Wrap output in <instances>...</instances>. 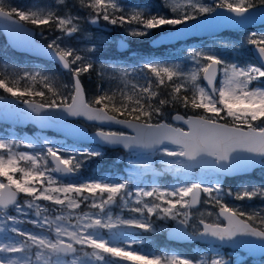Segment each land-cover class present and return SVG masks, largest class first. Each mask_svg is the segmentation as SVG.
<instances>
[{
	"label": "snow or ice",
	"instance_id": "1",
	"mask_svg": "<svg viewBox=\"0 0 264 264\" xmlns=\"http://www.w3.org/2000/svg\"><path fill=\"white\" fill-rule=\"evenodd\" d=\"M54 3L66 6L67 0H54ZM259 3L264 6V0ZM79 4L91 10L89 23L97 24L102 19L112 25H128L126 31L131 37L147 36L151 30L164 26L175 29L177 25L196 20L200 15L216 13L218 9L239 18H224L239 24L247 21L246 14L256 7L255 0H212L209 4L201 0H183V4L178 0H164L165 7L173 13L169 16L144 8L128 10L117 0H79ZM80 19L70 11L60 15L54 7L27 11L6 8L0 0V21L7 22L4 26L16 32L23 30L21 22L37 26L55 24L63 37L71 38L81 31ZM173 33L178 31L173 30L170 34ZM61 41L62 37L52 40L43 52L71 73V85L58 87L53 76L41 71H25L13 80L0 78V89L19 99L26 106L23 115L30 119L49 121L56 113L63 112L68 116H83L100 125L117 124L132 129L135 135L127 136L121 131H105L98 127L94 138L101 144L122 145L132 151L158 152L167 170L171 171L175 166L177 176L183 173L184 182L171 187L136 186L130 190V178L123 181H61L53 173L65 177L74 175L84 162L75 155L66 157L60 149L50 146L46 152L16 151L22 141L0 138V213L15 225L16 217L8 214L10 208L20 213L25 208L35 209L36 219L29 222L42 230L40 233L27 232L12 226L11 233L23 239L5 237L9 242H0V254H4L0 255V264H230L218 252L210 260L144 253L133 247L138 241H127V234L119 231L121 228L156 231L153 217L159 221H177L182 226L177 233L185 238L210 237L221 243L231 242L233 246H258L264 253V210L249 212L227 205L223 201L224 190L220 183L221 175L230 174L235 169L255 164L264 166V86L254 85L264 79V63L242 65L215 53L196 50L190 52L194 67L188 71L178 63L147 60L142 62L143 75L136 68L120 70L118 79L123 87L105 90L90 103L80 76L94 65L79 50L62 45ZM247 43L256 46L259 59L264 61V35L251 33ZM96 47L94 44L87 51L91 53ZM118 68L114 66V71ZM218 73L221 76L219 85L216 83ZM201 74L206 85L200 82ZM138 75L140 80H135ZM21 81L38 82L41 87L37 90L26 86L21 90ZM161 86L171 87L167 98L161 97ZM61 87L67 95L62 93ZM36 97L40 98L39 102ZM0 101H4L2 95ZM176 105L191 108L194 113L202 110V113L193 115L178 111L171 115V121L181 122L187 130L168 121L165 107ZM27 147L34 146L28 144ZM101 154L92 149L79 152L80 156L87 157ZM163 157L172 159L164 160ZM139 166L151 167L149 163ZM196 167L202 170L201 178L189 182L187 178L191 169ZM133 193L135 199H132ZM201 193L208 197L205 203L214 202L219 206L217 215L218 219L222 218L214 223L200 218L198 224L202 229L192 223L190 211L200 203ZM21 194L31 199H25L22 204ZM227 195L239 201L264 199V185L241 186L235 193L229 190ZM38 201H48L54 207H46ZM119 201L125 202L122 211L126 209L136 215L113 217L111 209ZM81 205L96 211H79ZM189 226L193 228L191 234L187 232ZM5 230L9 229L0 227V232ZM101 230H107L110 236L106 238ZM248 237L254 239H244ZM87 248L92 251H86Z\"/></svg>",
	"mask_w": 264,
	"mask_h": 264
},
{
	"label": "rangeland",
	"instance_id": "2",
	"mask_svg": "<svg viewBox=\"0 0 264 264\" xmlns=\"http://www.w3.org/2000/svg\"><path fill=\"white\" fill-rule=\"evenodd\" d=\"M75 1V2H74ZM144 3L137 5L132 0H117V2L128 10L132 8H144L146 10H150L153 13L161 12L172 16L170 8L165 7L164 0H142ZM181 4H183V0H178ZM202 3L209 4L212 1L209 0H201ZM3 3L6 8L16 7L21 10H38L40 8H55L58 14L63 15L66 12L70 11L72 15H78L81 17L79 20V25L81 31L74 34L71 38L63 37L62 33L56 28L55 24L45 25L44 27H40V29H36L37 38L44 43L48 44L52 40L57 37H62V45H70L75 49L79 50L82 55H85L88 60H92L94 56H100L102 63L105 64L107 68H109L112 73L110 75V81L114 86V83L118 85L119 88L123 87L122 82L118 79L119 71L123 69L131 70L132 68H136L137 71L141 72L142 70V62L147 60H154L160 62H167L169 64H180L181 68L185 71L191 70L194 65L190 58V52L192 50L201 51V52H211L215 53L220 57H223L225 60L229 62H236L242 65L245 64H254L259 66L258 63L254 60L250 53L251 45L247 43V38L251 33H256L257 36L264 35V25L258 28H249L244 30L237 31H226L227 35L223 36L222 33L200 38V39H188L183 41H178L176 43L164 45L158 48H151L149 44H138L140 40L147 38L148 41L151 38L156 37L157 34H165L172 30L171 26H164L162 29H157V34L147 35L143 37H131L127 34L126 29L129 27L125 25L121 27L119 24L112 25L107 21L101 27V22L99 21L97 24H91L88 22L89 15L85 12V10L89 13L91 10L87 8H83L79 4V0H67V5H55L54 0H3ZM78 6H77V5ZM83 10H79V8ZM119 15V13H117ZM202 16V15H200ZM198 16V17H200ZM176 27V26H175ZM39 28V27H38ZM1 35V34H0ZM118 37H122L126 40H130L134 42L131 45V48L122 53H118L115 51V41ZM103 42V43H101ZM97 45L95 51L89 53L87 50L92 45ZM0 47L4 48L5 46L1 44ZM114 48V51L111 50ZM202 63H206L203 62ZM24 66H14L9 63H5L4 61H0V73L5 74L10 78H15L17 76H22L25 71H43V66L39 64L37 61H26ZM114 66H119L117 70L114 71ZM70 73V72H69ZM71 76V73L69 74ZM202 76V74H201ZM154 78V77H153ZM221 78L220 74L217 80V85H219V79ZM135 80H140V76H135ZM71 81V80H70ZM142 83V80L140 81ZM176 82V81H174ZM201 84L202 78L200 80ZM71 85V82H70ZM254 85L264 86V79L260 81L254 82ZM2 95V94H0ZM3 96V95H2ZM90 129H96L97 126L87 125ZM106 131H111V129H105ZM0 138L8 139V140H19L22 141L18 146H16V151L22 152H46L47 147H53L60 149L63 154L67 157L69 155H75L78 159L83 161V167L79 170L75 177H67V178H59L54 173L53 175L61 181H94V180H111V181H123L126 178L131 179V187L130 190L134 189L136 186L142 188H151L153 186L158 187H171L177 185L178 183L184 182L183 173L179 176L175 174V166L173 170H167V165L161 163V154L160 153H150V154H137L134 152H122V151H114L111 153L109 149L104 147H99L96 144H77L74 142H70L61 136L51 133L49 131H43L36 129L34 127H27L26 129L19 130L13 126L0 124ZM47 141V144H45ZM28 144H32L34 147H27ZM172 147V146H169ZM81 149H92L100 151L102 154L96 157H87L80 156L79 152ZM164 160H171V157H163ZM23 164V162H21ZM149 163L151 167L149 169H145L140 167L139 165ZM160 171L159 175H156V171ZM201 169H191V173L188 176L189 182H195L199 178H201ZM18 175V174H17ZM258 179L264 180V167L259 168L257 172H255L254 176ZM2 179V178H0ZM209 179H213L209 177ZM224 179L223 176H220V183L223 187V201L227 205L231 207H240L245 211H261L264 210V199L255 198L251 201L244 200L239 201L234 199V196L227 195L228 191L231 190L235 193L241 186H251L254 184H239L231 187H227L221 181ZM207 182V181H206ZM256 185H264V182H261ZM215 195V193H214ZM20 202L23 204L26 198L23 194L19 197ZM132 199H135V195L133 193ZM151 200L152 198H145ZM208 200L207 195L203 194L202 200L200 204L196 208L190 209L193 220L192 223L196 224L198 228L201 229V226L198 224L200 218L205 219L206 222L214 223L220 222L222 219H218V215L216 214V208L214 202L213 203H205L204 201ZM158 202V201H157ZM41 205L52 208L54 207L48 201H38ZM124 201H119L117 205H114L111 209L113 217L115 216H123L125 218L129 216L136 215L134 213H130L129 211L121 210ZM129 205H131V200L128 201ZM58 207V206H56ZM79 211L85 212H93L95 209H91L89 207H85L81 205V209ZM181 211H184L181 209ZM35 209H24L23 213L16 212L14 208H10L8 210V214L16 217L17 223L13 225L12 221L7 220V217L0 213V227H4L9 230H5L4 232H0V242H9L5 237H13L14 239H23L22 237L16 236L14 233H11L10 228L15 226L19 229L25 230L27 232H35L40 233L42 230L31 224L29 221L32 219H36L34 215ZM211 212L212 215L209 216L208 213ZM75 215V214H73ZM155 225L157 226L156 231H143L137 229L138 232L141 233L140 237H129L131 233L127 231L126 228H121L119 231L127 234V241H138V243L134 244L133 247L138 249L141 252L148 253L151 255H180L178 251L166 250L167 244L164 246V243H168L166 240H159L158 236L164 235L166 229L173 224H177V221L174 220H166L159 221L155 220V217L152 218ZM74 221H69V223H73ZM188 229L193 232V228L191 226ZM102 234L108 238L110 233L107 230H101ZM51 235L50 233H46ZM146 236L149 237V242H156L158 245V250L149 249L143 246V243H148L146 240ZM153 239V240H152ZM126 241V242H127ZM185 246H180L181 249L184 248V251L187 252L191 257L200 259L203 258L205 260H210L215 253H219L226 260L230 261V264H264V258L260 260H251L248 255L242 253L240 251H234L231 249H223L219 246H198L196 244H184ZM77 247H79L77 245ZM172 247H170L171 249ZM88 252L92 250L90 248L85 249ZM34 251V250H33ZM4 255V254H0ZM19 255V254H15ZM183 256V255H182ZM33 259H35L33 257ZM71 259V257H69ZM122 264H128V262H122Z\"/></svg>",
	"mask_w": 264,
	"mask_h": 264
},
{
	"label": "water",
	"instance_id": "3",
	"mask_svg": "<svg viewBox=\"0 0 264 264\" xmlns=\"http://www.w3.org/2000/svg\"><path fill=\"white\" fill-rule=\"evenodd\" d=\"M262 13H264V6L256 5L254 9H250L249 12L246 14V16L249 17L248 20L243 23L237 24L231 22V20H237L239 18L234 17L232 13H229L226 10L218 9L216 13L204 14L198 17L196 20H190L187 21L185 24L178 25L177 27H175V29H173L174 31H178V33L170 34L173 31L171 30L168 32V34L170 35H166V33L157 35L150 41V45L156 47L162 44H171L178 40H186L191 37L203 38L208 36H215L221 33L222 31H227V30L236 31V30L254 28L264 24V16L261 15ZM225 17H230L231 20H226L224 19ZM15 18L18 19L17 17ZM6 23L7 22L0 21V31L5 39V42L12 50L19 53L27 54L29 57L33 59H39V60L55 63L60 70L65 72L67 71L64 70L61 67V65L52 56L44 54L43 50H46L47 44L38 40L35 37V32H36L35 28L31 27L25 22H21V24L23 25V30L20 32H16L10 27H5L4 24ZM128 48H129V43L127 40L121 37H119L116 40V50L118 52L126 51ZM255 49L256 46L251 47V54L256 60V62L260 65L261 63H264V61H261L259 59ZM217 78H218V74H217ZM203 83L204 85H206L205 81H203ZM3 97H4V101H0V124L10 125L16 128H25L27 125H32L33 127L39 130H48L75 143H82V144L95 143L98 144L99 146H103L109 149H120L125 152L132 151L130 149H124L122 145L101 144L97 139L94 138V133L97 129L89 130L87 125L93 124L103 128L116 129L117 131L124 132L127 136L135 135L134 131L130 128H126L124 126L117 124L100 125L97 122L88 121L83 116H68L66 113L63 112L56 113L55 118L52 120L41 122L36 119L27 118L23 115V113L26 111V106L23 103H21L19 99L9 95H4ZM171 123H173L174 125L176 124L175 126L177 127H184L185 130H187V126L182 125L181 122L171 121ZM134 152L140 154L148 153V152H144V150H139V149H137ZM258 167H263V166L260 164H255L248 168L235 169L230 174H224V176L232 177L235 175L245 174L251 172L254 168H258ZM54 174L59 178H66L61 174H57V173ZM75 175L76 174L67 177H74ZM218 212H219V208L217 209L216 213L218 214ZM180 227L182 226L178 224L170 226L165 233L166 239L176 241L179 243L199 242L208 245H220L225 248L246 252L249 254L251 259H255V260L264 257V253L261 252L258 246H251V245L233 246L231 242L221 243L220 241L214 240L210 237L203 239L185 238L177 233V229ZM128 230L133 231L134 228H128ZM187 232L189 234L192 233L188 229ZM244 239L253 240L254 238L248 237ZM256 243L257 245L259 244V242Z\"/></svg>",
	"mask_w": 264,
	"mask_h": 264
},
{
	"label": "trees",
	"instance_id": "4",
	"mask_svg": "<svg viewBox=\"0 0 264 264\" xmlns=\"http://www.w3.org/2000/svg\"><path fill=\"white\" fill-rule=\"evenodd\" d=\"M132 1H134L135 2L134 4H137V5L144 3L142 0H132ZM255 3H256V5L260 4L259 0H255ZM79 10H81L83 12V10L81 8H79ZM85 12L89 15V13L86 10H85ZM100 22L102 23L101 24V27H102L105 22L102 19L100 20ZM25 23L33 26L37 30L40 29V27L45 26V25H40V26L32 25L28 22H25ZM157 32H158L157 29H153V30H151L150 35H152L154 33L157 34ZM222 35L223 36L227 35V32H224ZM0 42L2 45L5 46L4 48L0 47V61H4L5 63H9L11 65L21 66V67L25 65L24 63L26 61H32L30 58L25 57L22 54L16 53L15 51L9 49L7 47V45L5 44L4 39L1 35H0ZM130 42L132 44H134V42H132V41H130ZM138 44H142V45L148 44V39L147 38L142 39L139 41ZM111 50L114 51V48H111ZM90 61L94 65L93 69H91L87 73H83L80 76V80H81L82 86L84 88V91L86 93L87 100L91 103L95 100V98L97 96L102 95L105 90H109L112 88H119V87L115 83H114V86L112 85V83L110 81V75H111L112 71L109 68H107L104 63H102L100 56L95 55L94 58ZM39 63L43 66L42 73L44 75L53 76L57 82L58 87L62 86L63 84H69L70 85L71 76L69 74L61 71L57 65L52 64L50 62H43V61H40ZM5 77L8 80H13V78H10V77L6 76L5 74L0 73V78H5ZM154 79L155 78H153V80ZM142 83H143V81H142ZM26 86L35 87V89H37V90H39L41 87L38 82H29V81H21L20 82L19 87L21 88V90H23V88ZM45 91H46V89H45ZM61 91L63 94L67 95V92L64 91L62 87H61ZM159 91L161 93L162 98H167L168 93H170L172 91V89L170 86H161L159 88ZM0 94L11 96L10 94L3 92L2 89H0ZM182 94H184V93L182 92ZM188 95L191 96V92H189ZM49 98H50V94H49ZM35 99L37 100V102H39V100H40L39 97H36ZM165 111L169 114L168 118H170V116L173 113H176L177 111L180 112L181 114H190V115H193L196 113H202V110H196V112L194 113L191 108L184 109L183 107H180L179 105H176L175 107L166 106ZM228 122L229 123L231 122L230 118H229ZM110 152L114 153V151H110ZM180 254L183 256H190L187 252L184 251V248L180 251Z\"/></svg>",
	"mask_w": 264,
	"mask_h": 264
},
{
	"label": "flooded vegetation",
	"instance_id": "5",
	"mask_svg": "<svg viewBox=\"0 0 264 264\" xmlns=\"http://www.w3.org/2000/svg\"><path fill=\"white\" fill-rule=\"evenodd\" d=\"M252 175L251 174H247V175H242V176H236V177H232V178H224L221 182L224 183L225 185H237L238 183H245L248 181H252ZM129 237H140L141 233L140 232H135V233H131L130 235H128Z\"/></svg>",
	"mask_w": 264,
	"mask_h": 264
}]
</instances>
